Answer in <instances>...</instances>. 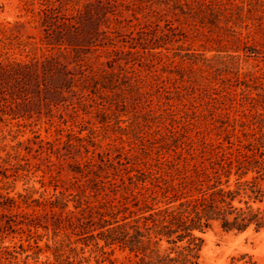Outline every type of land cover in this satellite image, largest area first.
<instances>
[{"label": "trees", "instance_id": "obj_1", "mask_svg": "<svg viewBox=\"0 0 264 264\" xmlns=\"http://www.w3.org/2000/svg\"><path fill=\"white\" fill-rule=\"evenodd\" d=\"M158 1L203 25L208 20L217 26L223 18L227 24L231 16L223 0ZM122 6L117 0H26L25 15L30 17L26 22L39 26L42 33L39 37L7 34V25L0 23L1 111L22 116L62 105L75 114L95 109L104 115L126 107L134 94H144L142 72L154 65L148 56L157 57L153 50L171 43L176 28L171 23L162 27L156 19L123 32L132 25L122 17ZM16 51L26 53V58L16 56ZM39 51L43 53L37 55ZM102 56L108 59L96 66L91 63ZM259 116L252 122L254 129L243 132V137L227 134L217 143H189L171 159L146 170L133 168V176L132 170L100 154V163L72 164L82 183L75 205L81 209L67 214L71 233L86 234L101 255L110 254L115 246L127 249L138 264H199L204 240L198 233L216 226L237 233L264 229V115ZM2 197L8 205L16 204L13 197L0 193ZM68 201L52 200L54 214L58 208L61 216ZM60 224L59 217L55 230ZM11 227L0 224V249L8 259H17L20 252L1 245L2 233ZM66 237L71 240V234ZM70 244L62 241L55 249V264H76L70 256L63 259L64 247L78 254ZM241 259L244 264H257L248 254Z\"/></svg>", "mask_w": 264, "mask_h": 264}, {"label": "rangeland", "instance_id": "obj_2", "mask_svg": "<svg viewBox=\"0 0 264 264\" xmlns=\"http://www.w3.org/2000/svg\"><path fill=\"white\" fill-rule=\"evenodd\" d=\"M25 1L0 0V23L7 25V34L39 37L41 28L26 22L30 17L25 15ZM117 1L123 4L122 17L132 25L123 32L160 19L162 27L171 23L176 28V36L153 50L157 57L148 56L154 65L142 72L144 94H134L116 113L101 115L91 109L75 114L60 105L18 116L0 107V193L16 200L10 206L0 198V224L12 226L2 233L1 245L20 252L17 259H8L0 249V264H55V249L62 241H72L70 246L77 249L78 254L69 247L62 250L63 259L70 256L76 264H100L97 259H105L101 264H138L127 249L115 246L101 255L86 234L71 233L67 214L81 209L75 205L82 182L70 166L88 160L100 163V154L121 168L146 170L173 158L189 143H217L227 134L243 137L254 129L259 114L264 115V0H223L231 16L227 24L222 17L217 26L208 20L203 25L158 0ZM16 56L25 59L26 53L16 51ZM69 133L81 140L70 139ZM121 172L129 184L128 175ZM56 197L69 200L61 216L60 209L54 214L51 208ZM59 217L60 229L55 230ZM198 234L204 240L199 264H244V254L264 264V229L237 233L216 226Z\"/></svg>", "mask_w": 264, "mask_h": 264}]
</instances>
